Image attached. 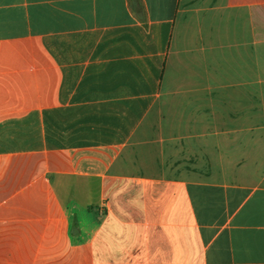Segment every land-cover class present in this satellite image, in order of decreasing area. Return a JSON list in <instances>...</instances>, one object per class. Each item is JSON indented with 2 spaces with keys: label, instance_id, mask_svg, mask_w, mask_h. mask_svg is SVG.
<instances>
[{
  "label": "crops",
  "instance_id": "obj_1",
  "mask_svg": "<svg viewBox=\"0 0 264 264\" xmlns=\"http://www.w3.org/2000/svg\"><path fill=\"white\" fill-rule=\"evenodd\" d=\"M0 264H264V0H0Z\"/></svg>",
  "mask_w": 264,
  "mask_h": 264
}]
</instances>
